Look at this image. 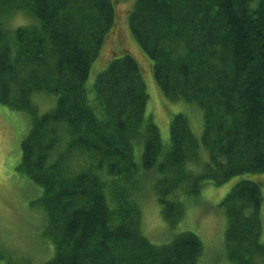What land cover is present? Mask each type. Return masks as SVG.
<instances>
[{
  "label": "trees",
  "instance_id": "obj_1",
  "mask_svg": "<svg viewBox=\"0 0 264 264\" xmlns=\"http://www.w3.org/2000/svg\"><path fill=\"white\" fill-rule=\"evenodd\" d=\"M131 3L0 0V104L29 118L17 171L41 190L40 242L44 259L51 257L40 264H201L202 243L192 232L164 244L148 240L145 196L174 227L207 182L264 174V0ZM18 13L33 22L9 28ZM126 24L162 97L201 110L199 137L178 113L162 144L129 54L112 59L85 87L92 63L99 59L98 70L106 63L107 42L132 50ZM122 25L125 36L113 37ZM35 95L53 98L41 115ZM260 185L241 180L218 205L224 264H264ZM1 260L29 264L0 245Z\"/></svg>",
  "mask_w": 264,
  "mask_h": 264
},
{
  "label": "rangeland",
  "instance_id": "obj_2",
  "mask_svg": "<svg viewBox=\"0 0 264 264\" xmlns=\"http://www.w3.org/2000/svg\"><path fill=\"white\" fill-rule=\"evenodd\" d=\"M131 1L132 6L135 0ZM32 22L31 17L18 13L8 19L7 26L12 28L19 24L29 25ZM121 24H123V19L119 18V26ZM123 26L113 37L117 35V38L121 39L125 36L126 32L124 33ZM126 31L127 37L124 41L127 46H131L132 50L122 51L125 49L123 48L124 45L115 44L114 47L112 43L114 40L107 42L100 59L102 63H106L99 70L97 69L100 64L99 59L97 58L92 63L85 87L89 89L93 85L97 75L107 67L112 59L123 54H129L136 60L141 69L149 96L146 116L150 117L157 126L162 144L168 145L169 123L171 118L178 113L186 114L189 117L191 129L199 137L201 133V110L193 104L170 102L162 97L151 73V61L137 46L127 24ZM114 49L121 52L113 56ZM51 101H53L52 97L33 96V102L40 115L49 110ZM28 129L29 118L26 114L0 104V245L9 254L28 258L29 264H40L51 257L50 255L44 259L48 250L43 251L44 247L40 242L45 219L36 203L41 195V190L17 171V166L21 160V141ZM241 180L261 182L260 187L263 193L264 174H242L219 186L207 182L196 199H187L185 215L174 227H170L162 219L155 198L148 193L143 200L142 214L145 236L151 243L157 245L171 241L178 233L192 232L202 243L204 255L201 258V264H224L223 260L219 261V259L226 252L223 244L225 218L218 205L230 189ZM260 214L263 228L260 240L264 242V202ZM5 262L6 260H1L0 264H5Z\"/></svg>",
  "mask_w": 264,
  "mask_h": 264
}]
</instances>
